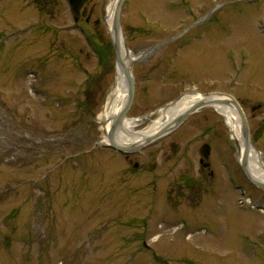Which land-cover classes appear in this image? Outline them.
<instances>
[{
  "label": "rangeland",
  "instance_id": "1",
  "mask_svg": "<svg viewBox=\"0 0 264 264\" xmlns=\"http://www.w3.org/2000/svg\"><path fill=\"white\" fill-rule=\"evenodd\" d=\"M107 2L75 22L66 0H0V264H264V187L212 106L131 162L100 144L117 59L87 36L112 43ZM120 28L135 131L187 91L227 94L264 162V0H123ZM204 142L213 176L195 197L183 184Z\"/></svg>",
  "mask_w": 264,
  "mask_h": 264
},
{
  "label": "bare ground",
  "instance_id": "2",
  "mask_svg": "<svg viewBox=\"0 0 264 264\" xmlns=\"http://www.w3.org/2000/svg\"><path fill=\"white\" fill-rule=\"evenodd\" d=\"M117 3L118 0H108L106 6V23L111 35H114L112 21ZM118 46L119 62H117L116 66V83L109 94L105 110L100 116L105 131V136L102 139L103 142L107 141L106 132L109 130L110 126L114 122L116 116L118 115L126 101L127 87L123 67L124 65H128L130 61L136 58L132 54V52L124 45L121 30H119L118 32ZM221 98H224V96L218 94L205 95L196 90L187 91L179 99L161 108V116L156 121H154V123L144 129L138 131L134 130V127L138 124V118H125L122 123L118 125L114 133V139L120 144H132L140 142L144 138L155 133L165 124L169 123L173 118L182 113L193 103L203 99L209 101L210 104L208 105L212 106L217 112H219V114H221L225 118V123L232 137L236 141L238 157L239 159H241L245 152L246 143L242 134L240 118L232 104L218 103L214 101ZM246 152V168L250 176L256 180L264 182V162L261 161V154L257 150H255L252 144L248 145V149Z\"/></svg>",
  "mask_w": 264,
  "mask_h": 264
},
{
  "label": "water",
  "instance_id": "3",
  "mask_svg": "<svg viewBox=\"0 0 264 264\" xmlns=\"http://www.w3.org/2000/svg\"><path fill=\"white\" fill-rule=\"evenodd\" d=\"M86 0H67L68 4H69V8L70 11L73 15H78L80 13V9L83 5V3ZM123 0H118L115 12H114V16H113V21H112V27L114 30V35H112V43H113V47H114V52H115V56L117 59V62H119V55H118V32L120 30V9H121V5H122ZM82 14L85 15V9L82 10ZM186 29V28H184ZM184 29L179 32L176 33L175 35H173L172 37H169L166 40L157 42L153 45L150 46V48L147 49H154L160 45H162L163 43L179 36ZM126 46V45H125ZM132 61L129 62L128 65H124L123 67V72H124V76H125V81H126V87H127V97H126V101L124 106L122 107V109L120 110V112L118 113V115L116 116L114 122L112 123V125L110 126L109 130L106 132L107 135V143H103L104 145L110 146L111 148L119 151V152H135L138 151L140 148H142L144 145L150 143L151 141L159 138L162 135L167 134L168 132H170L171 130H173L177 125H179L188 115H190L191 113H193L194 111L198 110L199 108H201L202 106L208 105L210 104L209 101L206 100H199L195 103H193L191 106H189L188 108H186L182 113H180L179 115H177L175 118H173L169 123L165 124L164 126H162L160 129H158L155 133L151 134L150 136L144 138L142 141L140 142H136V143H132V144H120L118 143L115 139H114V133L118 127V125L120 123H122V121L126 118V113L129 111L130 107L132 106L133 100H134V93H135V81H134V77L132 75ZM208 95V94H205ZM224 98L221 99H217L214 100L218 103H226V104H232L240 118V123H241V127H242V134L246 143L245 146V152L244 155L242 156V158L239 160L241 167L243 168L246 177L252 182L254 183L256 186L263 188L264 187V182H261L259 180H256L254 178H252L246 168V151L248 149V145L251 144V140H250V135H249V128H248V122H247V118L245 116V113L242 110V107L240 106V104L238 103V101L236 99H234L232 96L230 95H223ZM226 97V98H225ZM199 155L201 156L200 161L203 160V158H207L209 153H210V146L208 143H203L200 147H199Z\"/></svg>",
  "mask_w": 264,
  "mask_h": 264
},
{
  "label": "flooded vegetation",
  "instance_id": "4",
  "mask_svg": "<svg viewBox=\"0 0 264 264\" xmlns=\"http://www.w3.org/2000/svg\"><path fill=\"white\" fill-rule=\"evenodd\" d=\"M89 1L90 0H87L83 4V7L86 10L85 11V15H83L82 12L80 14H78L77 17L75 18V22L78 21V20H80V19H83L85 22H89L90 21V15L92 13L93 8L90 7V6H88V2ZM94 23L97 24L98 23V20H95ZM258 107L259 106H257V108ZM120 154L123 156V158L127 162H131L132 161L131 160V157H132V154L131 153H120ZM199 162H200V160H199ZM200 164H201V168L199 169L198 177L197 178H194L193 176H187V177L184 178V184H183L184 187H185V189H186V191H187L186 194H189V195H191V194L194 195L195 194V197L196 196H199L200 197L201 194H202V192H203V188H204L203 187V184H204V181L207 180V178L205 176H211V177L213 176V172L211 170H209L210 163L208 161V158L207 159H204L203 161H201ZM132 166H133V168L135 170L139 169L137 162H133ZM238 167H239L240 170H242V173L245 176L244 170L241 168V166L239 165ZM199 177H200L201 180H197ZM239 186H240V184H238V187Z\"/></svg>",
  "mask_w": 264,
  "mask_h": 264
},
{
  "label": "trees",
  "instance_id": "5",
  "mask_svg": "<svg viewBox=\"0 0 264 264\" xmlns=\"http://www.w3.org/2000/svg\"><path fill=\"white\" fill-rule=\"evenodd\" d=\"M98 42L90 40V45L92 47V49L94 50V52L100 57L101 62H104V60L106 59V57H108V54L110 52V56L113 55V51L111 48V43L108 45V43L106 41L103 40L102 36H96ZM108 49H107V48ZM111 49V51H110ZM107 60V59H106Z\"/></svg>",
  "mask_w": 264,
  "mask_h": 264
}]
</instances>
